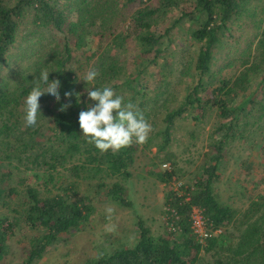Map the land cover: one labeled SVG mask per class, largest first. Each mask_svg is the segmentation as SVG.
I'll return each mask as SVG.
<instances>
[{"label":"trees","instance_id":"1","mask_svg":"<svg viewBox=\"0 0 264 264\" xmlns=\"http://www.w3.org/2000/svg\"><path fill=\"white\" fill-rule=\"evenodd\" d=\"M63 1L71 4L66 6L59 0H0V161L10 158L16 162L29 161L40 165L44 168V185H59L57 192L49 195H42L39 189L29 185L24 193L15 187L8 189L7 197L2 201L8 208L11 201L20 195L19 192L25 195L27 203L22 209L15 208L13 214L0 215V264H36L62 235L86 226L94 207L91 197L82 194L77 182L85 171L93 169L108 179L129 178V168L135 162L138 145L133 144L118 152L97 150L82 134L79 113L95 104L89 100L87 90L109 86L118 96L124 97V92L131 93L132 97L124 99V102L136 104L144 114L147 102L143 99L147 96V89L143 80L146 76H157L156 68L160 66L163 55L159 48L163 35L151 30L150 20L161 9L177 7L180 0H161L157 9L146 6L133 13L130 9L136 0ZM250 1L198 0L196 13L199 18L190 16L194 23L199 24L197 29L190 28L191 37L200 44L195 63L198 84L172 109H167L170 104L166 103L165 110L158 115L165 126L157 137L163 141L161 149H165L174 139L172 130L176 123L186 113L198 110L204 117L217 112L220 123L212 131L210 151L202 165L201 175L185 188L181 187L184 191L180 193L172 187L173 177L177 174L175 169L151 171L150 174L168 188L163 213L165 230L153 232L138 216L136 243L104 251L83 264H198L203 251L215 250L219 257L214 264H264V194L251 201L248 212L239 218L240 211L221 203L215 192L223 153L226 146L243 132L245 125L241 122L249 117L258 119V116H264V76L258 81L256 90L248 96L243 95L240 103L233 105L240 93L250 87L253 76L264 73V27L255 56L250 49L253 42H249L248 49L244 51L241 64L244 69L231 78L221 79L219 85L210 91L206 89L215 53L221 48L222 33L230 30L241 16H251ZM262 22L264 18L259 20L257 29ZM27 23L35 30L29 31V27H25ZM55 32L60 36L55 37ZM31 34H38V42H43L42 47L35 51L39 56L30 67L12 71L11 48ZM45 34L51 36L47 41L43 37ZM132 46L136 47V57L144 67L135 73L128 71L127 75L124 73L128 64L126 59L131 56ZM151 66L155 72L147 73L146 69ZM45 68L50 73L49 81H60L61 99L57 103L50 95L42 97L41 102L51 107L38 116L37 126L30 128L25 125L24 101L32 87L31 82ZM90 70L99 73L91 84L84 81ZM65 92L79 93L80 96L66 99ZM66 104L70 107L64 112L59 111ZM144 116L149 120V115ZM45 120L49 123L42 128L40 124ZM76 157L82 163L65 167L70 175L67 172L57 179L55 171ZM247 169L251 170V166ZM1 175L7 177L5 173ZM97 188L100 192L105 191L104 195L110 202L133 208L126 188L119 180L100 182ZM5 189L6 186L0 184V198ZM194 207L201 210L213 233L221 230L204 243L197 239L192 229ZM234 227L239 230L238 244L224 242V245L220 238L222 230L229 231ZM22 236L26 239L25 244L19 250L17 262L11 263L7 257L12 254L15 240ZM226 250L232 254L223 257L221 254H227Z\"/></svg>","mask_w":264,"mask_h":264},{"label":"rangeland","instance_id":"2","mask_svg":"<svg viewBox=\"0 0 264 264\" xmlns=\"http://www.w3.org/2000/svg\"><path fill=\"white\" fill-rule=\"evenodd\" d=\"M12 1L15 0H8V2ZM59 1L65 3L66 6L71 4L69 1ZM160 2L161 0H143L142 2L136 0L130 12L133 13L146 6L157 9ZM249 6L251 16L247 14L241 16L230 26V30L222 33L221 48L215 53L212 75L206 85L208 91L215 85H219L221 79L231 78L244 69L241 64H243L244 51L248 49L249 42H253L250 48L252 54L255 56L257 53L256 48H258L261 30L264 27V22H262L260 29H257L260 24H258L259 20L264 18V0H251ZM197 8L198 0H180L177 7L161 9L150 20L151 30L158 35H163L159 46L163 55L160 66L156 68L158 74L155 78H147L145 74L146 77L143 80L147 89V96L143 99L147 102L144 114L150 116L148 121L151 123L153 131L146 143L138 145L139 150L135 156V162L129 168V178L108 179L105 174H96L93 169L82 174L77 182L80 183L82 194L92 199L94 207L92 218L83 229L62 235L59 242L50 248L44 258L36 264H83L87 259L104 251L110 252L118 246L136 243L138 233L135 225L138 216L145 220L153 232H163L166 225L163 213L168 188L150 172L175 169L177 174L173 177L172 187L180 193L184 191L181 187L185 188L186 184L201 175L202 165L210 151L212 131L220 123L217 112H210L204 117L200 116L198 110L186 113L184 118L176 123L172 130L174 139L165 149H161L163 141L157 137V133L165 126V124H161V118L158 116L165 110V104L169 103L167 109H172L198 84L195 63L200 44L191 37L190 31L191 27L197 29L199 26L190 17L195 15L199 18L196 13ZM25 27H29V31L35 30L30 23H27ZM53 35L60 36L59 32H55ZM43 37L46 41L51 38L49 34H45ZM38 39V34H31L30 37L24 38L22 42H18L11 48L9 58L12 62L10 67L12 71L16 69L22 71L30 67L37 59L39 54L35 51L43 44V42L39 43ZM136 54H138L137 49L132 46L129 54L131 56L126 59L128 64L124 73L127 75L129 72L135 73L144 67ZM148 71L155 72L154 66L147 68L146 72L148 73ZM263 76L264 73L253 76L250 87L240 93L241 96L233 105L239 104L243 95L248 96L256 90L258 81ZM131 97V93L124 92V99L128 98L129 100ZM41 98L39 101L41 113L47 112L48 107L51 106L41 102L43 101ZM249 109L250 107H247V110ZM247 110L243 115L247 113ZM48 123V120H45L40 125L44 128ZM241 124L245 125L244 128L242 127L243 132L226 146L223 153L224 159L219 166L220 178L215 191L221 203L240 211L239 218L244 217L248 212L251 201L257 200L264 194V116H258V119L249 117L244 119ZM245 161L246 163L242 164ZM80 162L82 163V160ZM80 162L77 157L67 160L64 166H60L55 171L57 179L67 175V168ZM164 164L168 165L167 168L163 167ZM247 166H251L252 171L248 170ZM65 167L67 168L65 169ZM43 169L42 166H36L29 161L16 162L10 158L3 161L2 166L0 165V184L6 186V189L0 198V215L13 214L15 208L22 209L27 203L25 195L19 192L20 195L14 196L15 199L9 204L10 208L4 205L2 201L4 197H7L10 187L22 190L23 193L27 185L39 189L42 195L57 192L58 183L44 185L46 178L43 177ZM2 173L7 174V177H3ZM115 180H119L125 186L133 208H124L110 202L104 195L105 191L98 190L97 185L100 182L111 183ZM108 209H111V212ZM222 232L220 238H222L223 244L224 242L232 245L238 244L239 230L237 227L229 231L222 230ZM227 232L229 233L226 234ZM25 241L23 236L15 240L12 254L7 257L11 263L17 262V258L20 256L19 250ZM216 253L217 250L209 253L203 251L198 264H214V261L219 257ZM229 253L223 252L221 255L226 257Z\"/></svg>","mask_w":264,"mask_h":264},{"label":"clouds","instance_id":"3","mask_svg":"<svg viewBox=\"0 0 264 264\" xmlns=\"http://www.w3.org/2000/svg\"><path fill=\"white\" fill-rule=\"evenodd\" d=\"M49 71L43 69L39 76L31 83L32 87L24 101L25 125L35 128L38 116L41 114L40 98L50 95L57 103L60 102L59 80L49 81ZM99 73L90 70L84 81L93 83ZM89 100L95 102L87 110L79 113V126L83 136L89 144L101 152H118L133 144L143 145L153 131L151 123L145 118L142 111L132 102L125 103L122 96H118L112 87L103 86L87 90ZM73 95L79 98V93L65 92L66 99ZM70 105H62L59 111L64 112ZM111 212V209H108Z\"/></svg>","mask_w":264,"mask_h":264},{"label":"built area","instance_id":"4","mask_svg":"<svg viewBox=\"0 0 264 264\" xmlns=\"http://www.w3.org/2000/svg\"><path fill=\"white\" fill-rule=\"evenodd\" d=\"M167 166V164L163 165L164 168H167ZM191 220L193 232L197 236V239L202 243H204V241L212 235H216L221 232V230H217L215 233L212 232V229L207 225L199 208L194 207L192 209Z\"/></svg>","mask_w":264,"mask_h":264}]
</instances>
